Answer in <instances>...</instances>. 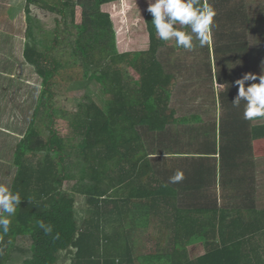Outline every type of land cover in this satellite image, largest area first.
I'll list each match as a JSON object with an SVG mask.
<instances>
[{"label": "trees", "instance_id": "obj_1", "mask_svg": "<svg viewBox=\"0 0 264 264\" xmlns=\"http://www.w3.org/2000/svg\"><path fill=\"white\" fill-rule=\"evenodd\" d=\"M26 1L61 15L64 28L38 41L27 15L24 56L42 87L14 153L11 188L22 202L0 234V264H13V253L29 254L21 264H264V209L183 208L178 190L156 175L137 127L163 131L201 118L170 106L177 79L158 59L166 43L148 7L136 14L122 0ZM58 82H94L106 95L100 104L81 98L65 135L57 123L67 115L50 104ZM261 120L252 132L264 143ZM73 179L83 202L64 189ZM24 237L28 248L17 245ZM198 243L205 252L191 257Z\"/></svg>", "mask_w": 264, "mask_h": 264}, {"label": "rangeland", "instance_id": "obj_2", "mask_svg": "<svg viewBox=\"0 0 264 264\" xmlns=\"http://www.w3.org/2000/svg\"><path fill=\"white\" fill-rule=\"evenodd\" d=\"M220 1L215 4L209 2L217 13L210 45L200 47L198 41H195L196 46L193 50L182 51L175 48L173 41L158 51V59L165 71L177 78L170 106L176 105L177 109H174L181 115L194 111L211 118L212 110L218 103L217 97L222 98L220 99L223 104L225 102L229 107H233L230 100L232 102L238 92L235 81L243 74L249 72L264 74V0ZM127 5L131 6L134 13L139 14L140 10L148 7V2L144 4L142 0H122L121 6L126 8ZM11 7L15 8V14H6V9ZM105 9L109 11L111 8L108 6ZM229 9H232V12ZM0 13L3 14L0 18V183L12 186L17 171L14 164L16 145L28 129L42 87V79L24 56L28 26L31 22L28 21L27 15L30 14L35 21L34 36L38 41L43 39L46 42L48 37H51V32L57 28L61 32L64 21L61 15L28 4L26 0H0ZM232 15L238 16L237 20L231 17ZM128 28L131 30V25H128ZM220 78L223 82L219 80ZM101 88V85L94 82L83 85L58 82L53 86L54 95L50 104L67 115L66 119H59L57 123V129L61 134L69 133V119L78 111L81 98L83 102L85 101L86 94L99 104L102 103L106 95L102 93ZM240 109L243 111V106ZM39 125L43 136L47 138L48 123ZM200 130L202 131V128ZM139 133L145 137L149 151L156 157L164 156L162 154L165 153H161L164 152V148L159 150L153 147L151 140L153 132L139 130ZM258 147L263 151L264 145ZM164 159L167 158L159 160L157 158L155 161L159 174L163 175L167 174L165 170L168 168L176 167L174 162L170 167L166 166ZM263 161L264 159L260 161L258 158V163L264 165ZM80 184L82 183L75 179L67 180L64 182V189L74 194L79 202H83L84 198L79 193V189L82 188ZM260 194L263 195V201H259L258 205L260 202V205L262 203L264 205L263 189H260ZM30 244L31 240L24 237L19 239L17 245L28 248ZM204 252L203 243L189 246L191 257ZM13 255L16 258L12 261L13 264H21L29 254Z\"/></svg>", "mask_w": 264, "mask_h": 264}, {"label": "crops", "instance_id": "obj_3", "mask_svg": "<svg viewBox=\"0 0 264 264\" xmlns=\"http://www.w3.org/2000/svg\"><path fill=\"white\" fill-rule=\"evenodd\" d=\"M14 9H6V14H15ZM1 13L0 18L3 17ZM220 98L217 97L211 118L194 111L181 115L173 105L177 116L198 115L201 121L169 124L163 131H151L153 147L165 149L161 152L165 153L162 157H156L148 149L154 170L159 179L178 190L179 205L183 208L264 209L263 203L260 205L263 201L260 189L264 192V165L258 163V158L264 159V149L259 150L258 145L261 147L264 143L257 141L252 132L257 122L245 120L240 108L229 107ZM230 103L233 105L231 100ZM137 129L149 131L146 126ZM157 158H167L164 159L166 166L170 167L174 162L176 167L165 170V175L159 174ZM177 170H183L185 178L172 184L169 178ZM251 204L255 206H247Z\"/></svg>", "mask_w": 264, "mask_h": 264}, {"label": "clouds", "instance_id": "obj_4", "mask_svg": "<svg viewBox=\"0 0 264 264\" xmlns=\"http://www.w3.org/2000/svg\"><path fill=\"white\" fill-rule=\"evenodd\" d=\"M147 11L152 16L156 36L166 44L174 41L175 48L191 51L196 46L195 41L200 47L212 43L217 13L208 0H148ZM121 23H126V19ZM235 84L238 92L232 101L233 106H243L245 120L264 119V74L245 73ZM184 178V171L177 170L169 182L176 184ZM21 202L18 191H13L9 184L0 183V234L10 231ZM46 231L51 229L46 228Z\"/></svg>", "mask_w": 264, "mask_h": 264}]
</instances>
